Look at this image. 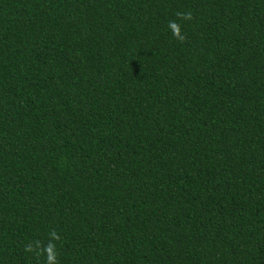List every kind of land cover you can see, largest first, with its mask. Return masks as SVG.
Returning a JSON list of instances; mask_svg holds the SVG:
<instances>
[{
    "label": "trees",
    "instance_id": "16d2710c",
    "mask_svg": "<svg viewBox=\"0 0 264 264\" xmlns=\"http://www.w3.org/2000/svg\"><path fill=\"white\" fill-rule=\"evenodd\" d=\"M0 264H264V0H0Z\"/></svg>",
    "mask_w": 264,
    "mask_h": 264
}]
</instances>
